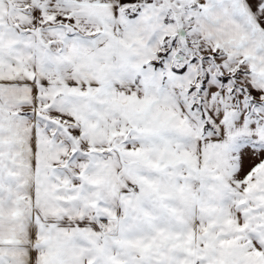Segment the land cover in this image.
I'll list each match as a JSON object with an SVG mask.
<instances>
[{
  "label": "snow or ice",
  "instance_id": "1",
  "mask_svg": "<svg viewBox=\"0 0 264 264\" xmlns=\"http://www.w3.org/2000/svg\"><path fill=\"white\" fill-rule=\"evenodd\" d=\"M0 264H264V0H0Z\"/></svg>",
  "mask_w": 264,
  "mask_h": 264
}]
</instances>
